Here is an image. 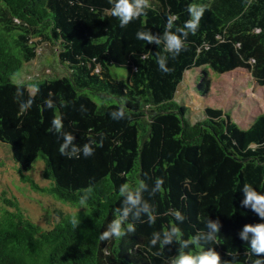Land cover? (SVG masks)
Instances as JSON below:
<instances>
[{
  "label": "trees",
  "instance_id": "trees-1",
  "mask_svg": "<svg viewBox=\"0 0 264 264\" xmlns=\"http://www.w3.org/2000/svg\"><path fill=\"white\" fill-rule=\"evenodd\" d=\"M193 3L207 5L206 11L185 50L173 57L164 47L168 17H177L175 32L190 19ZM112 6L111 0H0V143L30 189L78 209L45 210L50 229H43L3 193L0 264H170L179 243L152 246V233L178 223L190 240L211 231L208 219L218 222L219 233L205 250H215L221 264H254L264 253L253 254L240 232L264 218L242 204V186L264 192V115L241 129L229 113L209 106L193 113L176 95L184 74L197 68H204L196 90L201 97L211 90L207 70H246L264 86V0H149L147 15L124 28ZM147 30L159 44L137 39ZM158 55L167 56V73L159 70ZM24 66L22 78L13 80ZM114 68L126 73L117 76ZM18 81L24 87L17 97ZM29 96L34 101L23 110L19 97ZM47 99L53 108L45 106ZM123 101L126 118L112 119ZM56 115L74 144H92L93 155H61L62 137L49 131ZM38 160L46 188L23 175ZM156 178H163L161 188L144 193L155 223L142 214L132 221L135 232L100 240L122 207L121 184L145 180L150 191ZM175 210L185 216L182 223ZM189 250L199 248L183 249Z\"/></svg>",
  "mask_w": 264,
  "mask_h": 264
},
{
  "label": "clouds",
  "instance_id": "clouds-1",
  "mask_svg": "<svg viewBox=\"0 0 264 264\" xmlns=\"http://www.w3.org/2000/svg\"><path fill=\"white\" fill-rule=\"evenodd\" d=\"M111 2L113 5L111 14L118 18L121 28L126 27L131 21L142 15L146 16V9L149 7V0H111ZM206 8L207 5L190 4L187 8L190 19L184 22L183 27L177 26L175 32L171 31V29L177 17L175 15H170L168 17L163 37L164 47L167 53L175 57L185 50L187 37L189 33L194 35L197 32L201 17L204 15ZM136 37L137 39L149 43L153 41L157 44L160 43L149 30L138 31ZM156 63L161 72L167 73L169 71L167 67V56L158 55ZM23 87V81H18L17 97L18 93L23 90ZM32 87H36V85L33 84ZM19 99L23 110H27L34 101V98L31 96L28 98L19 97ZM45 106L47 108H53L55 106L54 101L52 99H47L45 101ZM109 115L114 120L125 119V101ZM49 131L54 134H59V136L62 137V143L58 149L61 155L69 157L76 156L78 158L79 154L82 152L85 157H89L93 155L95 151L91 143H85L82 148L73 143L75 137L72 133L63 131V120L60 115H56L52 119ZM100 144L102 146V141ZM163 182V178H156L154 186H152L150 191L145 180H140L136 186H131L127 182L121 184L119 193L123 197L122 207L115 210L116 214L114 219L109 222L106 230L100 234L99 239L102 241H107L112 238L119 239L128 233L135 232V224L132 221L140 220L142 214L146 217L150 225L154 224L156 220L155 209L150 202L144 198V193L149 192V195H154L161 188ZM242 190L245 194L242 204L244 206L250 205L251 209L260 217L264 218V192L257 191V189L249 184L243 185ZM86 201L87 195L81 198V205H84ZM172 215L176 222L182 223L185 219V216L179 210L173 211ZM71 223L75 226L78 224V220L73 217ZM206 228L211 231L207 233L200 231L190 240H185L183 239V232L179 224L174 223L167 230L153 232L149 243L152 246H156L159 243L161 247L173 243L174 240L179 243L181 250L177 255L171 258L170 264H221V257L215 250L211 247L205 250L206 245L216 241L217 233H219V224L218 222L208 219ZM249 232L253 234L251 238L248 236ZM240 236L244 240L250 239V248L253 254L264 253V223H257L255 225L246 224L240 232ZM189 244L196 245L199 251H183V249L189 247ZM254 264H264V258H257Z\"/></svg>",
  "mask_w": 264,
  "mask_h": 264
},
{
  "label": "rangeland",
  "instance_id": "rangeland-1",
  "mask_svg": "<svg viewBox=\"0 0 264 264\" xmlns=\"http://www.w3.org/2000/svg\"><path fill=\"white\" fill-rule=\"evenodd\" d=\"M32 67H38V64L33 63ZM25 69L24 66L13 80L22 78ZM203 70L204 68H197L184 74L183 86L176 95L177 101L190 107L193 113L207 106L215 107L229 113L241 129L248 128L258 116L264 115V86L257 84L248 71L240 69L220 75L207 70L211 90L201 97L196 90ZM113 73L124 76L126 72L114 68ZM10 152L8 146L0 143V196L5 193L7 197L16 198L32 222L43 229H50L43 220L45 210L53 207L61 209L65 214H73L78 210L50 197L47 193L30 189L28 184L22 182L19 165L13 160ZM43 169V162L38 160L33 169L23 175L32 178L39 188H46L50 184L42 177Z\"/></svg>",
  "mask_w": 264,
  "mask_h": 264
}]
</instances>
